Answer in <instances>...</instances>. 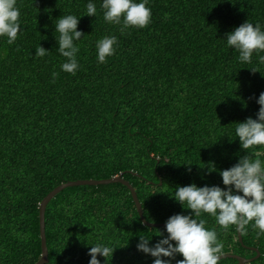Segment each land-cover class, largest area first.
I'll use <instances>...</instances> for the list:
<instances>
[{
  "label": "trees",
  "instance_id": "16d2710c",
  "mask_svg": "<svg viewBox=\"0 0 264 264\" xmlns=\"http://www.w3.org/2000/svg\"><path fill=\"white\" fill-rule=\"evenodd\" d=\"M87 3L17 0L22 30L12 44L0 37V264L40 259V204L64 182L124 173L146 219L165 223L191 212L172 196L178 185L224 187L219 170L246 154L234 127L259 110L264 52L241 63L225 37L246 20L264 25V0H148L151 22L124 32L104 21L99 0L96 17L86 15ZM68 14L81 16L85 33L75 75L61 71L54 34L53 21ZM108 35L115 54L98 63L95 43ZM40 44L44 57L35 55ZM249 151L264 156V146ZM201 219L216 228L223 254L250 258L258 248L246 264H264V235L251 224L241 241L238 228ZM159 229L144 224L123 183L69 186L46 208V264H89L101 238L117 246L108 264H152L137 243Z\"/></svg>",
  "mask_w": 264,
  "mask_h": 264
},
{
  "label": "clouds",
  "instance_id": "9594fccd",
  "mask_svg": "<svg viewBox=\"0 0 264 264\" xmlns=\"http://www.w3.org/2000/svg\"><path fill=\"white\" fill-rule=\"evenodd\" d=\"M147 5L148 0H99L104 21L120 25L121 32L130 27L143 28L151 22L152 13ZM85 14L96 17V0H88ZM80 17L68 14L53 21L54 34H59L55 35L58 50L65 58L60 65L61 71L73 75L80 68L77 42L85 36L78 29ZM21 30L17 0H0V37H6L7 42L12 44ZM225 40L227 46L239 54V62L251 63L254 52H264V25L246 20L228 32ZM117 44L115 35L98 39L95 43L98 63H105L108 57L114 55ZM48 52L41 44L35 49L37 57H44ZM260 59L264 61V56ZM57 75L53 73L54 77ZM256 103L260 107L255 118L249 116L235 122L233 140L238 138L241 148L247 151L237 163L219 170L224 187L217 184L198 186L195 182L178 185L172 196L191 212L169 216L164 229L153 233L162 237L155 244H150L153 234L140 235L137 250L153 257L152 264H219L224 245L218 239L216 228L206 227L202 214L214 218L215 224L225 230L234 226L246 231L251 224L258 230V236L264 235V156L260 152L249 151L255 146H264V92L259 94ZM191 170L188 167L187 171ZM91 245L89 264H101L98 257H104V264H108L117 247L110 246L102 238ZM178 255L183 258L177 259Z\"/></svg>",
  "mask_w": 264,
  "mask_h": 264
},
{
  "label": "water",
  "instance_id": "95a60500",
  "mask_svg": "<svg viewBox=\"0 0 264 264\" xmlns=\"http://www.w3.org/2000/svg\"><path fill=\"white\" fill-rule=\"evenodd\" d=\"M124 173L112 176L110 178H103V179H96V178H87V179H78V180H71L62 183L61 185L57 186L54 188L41 202L40 204V234H41V246H42V255L40 259L35 263V264H46L50 261L49 258V247L47 245V235H46V208L49 202L54 198L59 192H61L63 189L69 186L73 185H99V184H108V183H116L120 182L123 183L124 185L128 186L129 189L131 190L133 199L136 203L138 212L144 222V224L149 225L151 227H156V226H165V223H155V222H150L146 219L145 214H144V209L143 205L139 199L138 193L136 191V188L133 186V184L124 178L123 176ZM238 234L239 238L241 241H243V235L242 231L238 229ZM257 251V255L254 257H245L239 254H229V253H224L220 260L226 257H234L238 259L239 263L238 264H246L249 262H252L259 258L261 256V252L259 251L258 248L255 249Z\"/></svg>",
  "mask_w": 264,
  "mask_h": 264
}]
</instances>
